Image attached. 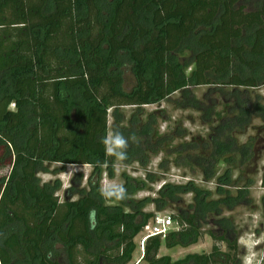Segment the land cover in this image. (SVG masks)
<instances>
[{"label":"trees","instance_id":"16d2710c","mask_svg":"<svg viewBox=\"0 0 264 264\" xmlns=\"http://www.w3.org/2000/svg\"><path fill=\"white\" fill-rule=\"evenodd\" d=\"M205 87L226 102L197 99ZM262 87L264 0H0V264L133 261L135 239L155 218L145 212L150 200L134 197L157 180L124 175L121 188L102 194L99 182L119 159L101 143L110 118L111 133L127 140L123 164L147 167L164 155L216 183L214 194L193 182L160 189L151 203L171 210L178 229L150 238L143 260L233 264L231 214L250 201L259 173L264 189V137L240 142L254 121L264 125ZM162 103L198 111L208 135L181 123L161 133L166 112L144 108ZM53 165L91 167L88 188L61 200L60 182L39 179ZM205 236L216 242L210 254L158 257L163 245L187 249Z\"/></svg>","mask_w":264,"mask_h":264},{"label":"rangeland","instance_id":"374dc122","mask_svg":"<svg viewBox=\"0 0 264 264\" xmlns=\"http://www.w3.org/2000/svg\"><path fill=\"white\" fill-rule=\"evenodd\" d=\"M126 88L129 90L134 85V77L130 67H125ZM200 88L196 91V97L202 100L205 94H208V100H215L218 104L225 103L226 99H222L220 95L214 91V89ZM262 97H264V87L257 91ZM205 99V100H207ZM14 109V107H11ZM145 112L153 113L157 111H165L166 119L168 122L159 121V128L161 133L171 131L175 128V125L181 123L189 133L194 136H207L210 129L205 126L201 121V114L198 111H179L171 105L162 103L160 105H151L144 108ZM126 116L132 114L134 109L127 108L123 110ZM113 119L110 118V133L112 130ZM262 122L260 120L254 121L252 128L246 133L244 137L240 139L241 143H246L249 138L260 137L263 138L264 134H258L257 129L261 128ZM255 128V129H254ZM263 166V161L259 162L258 169ZM223 168L220 169L221 174ZM6 171L0 172V177L5 175ZM92 174V168L89 166H68L63 168L60 165H53L49 167L47 171L39 174V179L42 184L50 182H60L62 184L61 192L58 194L60 199L63 200L67 191H71L72 187L88 188V179ZM124 175L129 178L146 181L147 175H152L156 178V183L147 182V189L141 191L135 195L136 200H150V204L146 207V213H152L156 217H171L173 212L166 210L159 212L156 206L151 203L159 196L160 189L166 185H185L189 182L195 183L197 186L215 193L216 183H206L203 181L200 173L196 172L192 174L187 168H180L174 165L172 159L165 158L164 155H159L151 160L147 167H142L139 164L125 165L121 160L116 161L115 175L110 177L108 174H104L99 182V186L102 194L111 190L121 188L125 180ZM256 184L251 189L250 201L247 204L241 205L231 216L235 219L238 229V236L236 240L237 253L234 258L233 264H262L264 261V189L260 185L261 174L256 176ZM95 181V179H94ZM70 197H73V193H69ZM215 197V196H214ZM187 201L191 200V197L186 198ZM154 218V219H155ZM153 219V220H154ZM153 220L149 222L150 225ZM178 229L177 225L173 222V227L170 232H174ZM147 235L144 230L136 239L137 250L133 256V261L130 264H147L143 260L144 253L142 250V240ZM216 245L209 236H205L197 245L189 247L187 249L176 248L167 250L165 246L161 248L158 257L170 256L174 262L184 259L188 255L192 254H210L213 246ZM222 252H228L225 244H218Z\"/></svg>","mask_w":264,"mask_h":264},{"label":"clouds","instance_id":"9594fccd","mask_svg":"<svg viewBox=\"0 0 264 264\" xmlns=\"http://www.w3.org/2000/svg\"><path fill=\"white\" fill-rule=\"evenodd\" d=\"M101 143L104 145L105 152L110 156L124 159L126 157L127 140L118 132H113L102 138ZM105 195L111 193L105 192Z\"/></svg>","mask_w":264,"mask_h":264},{"label":"built area","instance_id":"2783aa9c","mask_svg":"<svg viewBox=\"0 0 264 264\" xmlns=\"http://www.w3.org/2000/svg\"><path fill=\"white\" fill-rule=\"evenodd\" d=\"M172 227L173 221L170 217H156L153 222L144 229L147 232V235L142 240L143 253L145 244L150 238L157 236H162L163 238H165L170 233V229Z\"/></svg>","mask_w":264,"mask_h":264}]
</instances>
